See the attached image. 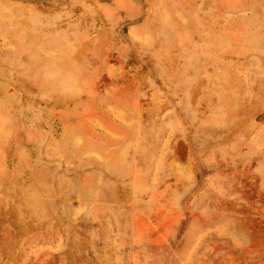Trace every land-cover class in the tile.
<instances>
[{
  "label": "rangeland",
  "instance_id": "rangeland-1",
  "mask_svg": "<svg viewBox=\"0 0 264 264\" xmlns=\"http://www.w3.org/2000/svg\"><path fill=\"white\" fill-rule=\"evenodd\" d=\"M0 264H264V0H0Z\"/></svg>",
  "mask_w": 264,
  "mask_h": 264
}]
</instances>
